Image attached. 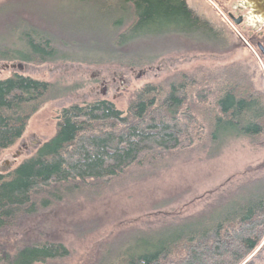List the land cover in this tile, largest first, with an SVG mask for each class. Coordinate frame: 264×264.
Returning <instances> with one entry per match:
<instances>
[{
  "label": "trees",
  "instance_id": "trees-1",
  "mask_svg": "<svg viewBox=\"0 0 264 264\" xmlns=\"http://www.w3.org/2000/svg\"><path fill=\"white\" fill-rule=\"evenodd\" d=\"M91 1H103L110 12V39L102 37L83 53L71 40L64 51L57 34L48 35L32 22L10 24L0 29V63L140 67L155 57L125 53L137 39L187 35L202 42L200 34L209 29L185 0ZM204 42L225 47L221 38ZM253 73L238 63L197 66L143 85L125 110L98 98L62 108L52 137L0 174V264H63L70 256L65 245L46 239L41 230L48 191L62 187L71 196L87 197L84 192L155 176L181 159L217 157L234 140L262 145L264 92L255 86ZM79 88L19 73L0 79V154L19 142L47 103ZM236 189L240 197H223L222 214L175 219L170 230L157 234L146 226L154 235L138 237L114 260L107 255L114 242H103L91 264H264V173Z\"/></svg>",
  "mask_w": 264,
  "mask_h": 264
},
{
  "label": "rangeland",
  "instance_id": "rangeland-1",
  "mask_svg": "<svg viewBox=\"0 0 264 264\" xmlns=\"http://www.w3.org/2000/svg\"><path fill=\"white\" fill-rule=\"evenodd\" d=\"M185 2L209 25V29L200 34L202 42L179 36L160 37L159 42L155 41L156 38L150 42L137 39L132 44L134 49H125V53L141 52L145 59L154 56L150 65L125 68L114 63H58L24 64L22 69H12L5 68L11 63H0V79L19 73L80 87L68 96L50 101L32 117L19 142L0 154V174L12 171L52 137L55 117L62 108L98 98L125 110L130 97L140 87L160 82L180 70L238 63L254 72L255 86L264 92V60L250 41L253 37L264 41V21L257 17L252 19L243 6V0ZM101 3L104 2L0 0V29L10 24L27 25L32 22L48 35L57 34L64 51L72 40L82 49L81 53L87 52L88 47L98 46L102 37H112L109 30L111 15ZM228 13L241 15L244 18L242 26H236L234 30ZM218 38L226 43L224 48L204 42ZM263 173L264 143L257 146L245 139L234 140L217 157L181 159L155 176L124 182L104 191L84 192L87 197L80 194L71 196V193L61 191L62 187L48 191L46 199L50 204L41 214V230L46 239L61 242L69 249L70 256L62 261L63 264H91L99 244L106 241L114 242L107 253L114 260L118 254L132 249L140 240L138 237L170 230V222L175 219L199 212L209 218L222 214L223 197L229 193L240 197L236 188ZM146 226L155 233H147ZM15 238L12 235L9 241L14 242Z\"/></svg>",
  "mask_w": 264,
  "mask_h": 264
},
{
  "label": "water",
  "instance_id": "water-1",
  "mask_svg": "<svg viewBox=\"0 0 264 264\" xmlns=\"http://www.w3.org/2000/svg\"><path fill=\"white\" fill-rule=\"evenodd\" d=\"M243 6L245 8H248L249 11V15L253 16V17H258L264 20V0H243ZM229 19L234 23V25H238L239 21L233 20L232 16H229ZM17 68V69H22V65L21 64H11V65H5V68Z\"/></svg>",
  "mask_w": 264,
  "mask_h": 264
},
{
  "label": "flooded vegetation",
  "instance_id": "flooded-vegetation-1",
  "mask_svg": "<svg viewBox=\"0 0 264 264\" xmlns=\"http://www.w3.org/2000/svg\"><path fill=\"white\" fill-rule=\"evenodd\" d=\"M245 9H247L248 12L250 11L248 8H245ZM228 15L232 16L233 20L239 21L238 22L239 24L237 25L238 27H241L242 23H244V18L241 15H238V16L235 15L236 17L233 14H231V13H228ZM255 23H257V21H255ZM251 35L252 36H256L254 34H251ZM160 37H162V36H160ZM167 37H171V36H164L163 38H167ZM183 38L184 39H190V38H188L187 35H183ZM250 41H251L252 45H254L256 50L258 51L260 57L264 60V41H259V39L257 37L250 38ZM209 44H211V43H209Z\"/></svg>",
  "mask_w": 264,
  "mask_h": 264
},
{
  "label": "bare ground",
  "instance_id": "bare-ground-1",
  "mask_svg": "<svg viewBox=\"0 0 264 264\" xmlns=\"http://www.w3.org/2000/svg\"><path fill=\"white\" fill-rule=\"evenodd\" d=\"M252 19H255L253 16H252ZM258 20H261V19H258ZM256 21V20H255ZM262 21V20H261Z\"/></svg>",
  "mask_w": 264,
  "mask_h": 264
}]
</instances>
